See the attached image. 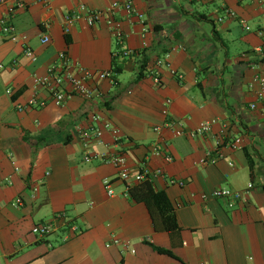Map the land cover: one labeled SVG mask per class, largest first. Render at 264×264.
<instances>
[{
  "label": "crops",
  "instance_id": "1",
  "mask_svg": "<svg viewBox=\"0 0 264 264\" xmlns=\"http://www.w3.org/2000/svg\"><path fill=\"white\" fill-rule=\"evenodd\" d=\"M17 1L0 0V19L18 34L9 39L0 27V264H264L263 103L250 108L257 101L253 80L264 70V0H135L141 19L115 10L128 33L120 44L107 14L94 26L80 20L65 32L67 13L81 5L107 10L119 0H22L23 7ZM226 9L236 15L220 21ZM241 20L255 24L254 30ZM237 28L245 31L239 38ZM44 35L48 43L41 41ZM237 43L240 51L232 57ZM26 47L36 59L26 56ZM121 47L135 54L114 58ZM61 52L74 72L78 66L111 70L115 59L123 71L90 82L97 89L92 98L74 94L62 105L19 110L36 93L49 100L33 77L60 66ZM142 60L145 75L136 80ZM169 119L186 130L217 122L192 138L154 129ZM106 123L121 130L120 140ZM77 126L103 129V143H94L93 152L125 154L134 170H163L153 184L167 193L181 231L157 230L146 204L124 195L114 165L98 157L85 161ZM236 138L242 146L233 150L229 142ZM219 153L223 157L210 163ZM105 178L113 181V196ZM249 184L254 188L247 200L233 208L224 199L202 198L217 187L245 190ZM18 197L21 206L12 204ZM47 222L55 225L49 235L32 232Z\"/></svg>",
  "mask_w": 264,
  "mask_h": 264
},
{
  "label": "built area",
  "instance_id": "2",
  "mask_svg": "<svg viewBox=\"0 0 264 264\" xmlns=\"http://www.w3.org/2000/svg\"><path fill=\"white\" fill-rule=\"evenodd\" d=\"M5 2L7 0H1ZM51 0H42L45 4H49ZM18 6L23 7L25 5L24 1L18 0ZM118 7H122L126 12L127 16L131 18L136 16L142 18V13L139 12L135 5V0H119L107 10H92L88 9L85 5H81L76 11H71L65 15V32L69 33L72 26L75 22L84 20L89 26H94L98 23L105 14L108 15L106 20L108 27L111 29L113 35L118 40V43H122L124 39L128 36V33L124 30L121 20H117L115 15V10ZM236 14L232 9L225 10V16L220 17L219 20L223 21L225 17L231 16L234 17ZM241 23L245 29H250V26L247 25L245 20H241ZM0 27L2 32L12 40H18V34L16 32L15 26L5 18L0 19ZM260 35H264V31H259ZM25 38V37H23ZM43 43H48L50 41L49 35H44L41 39ZM259 51H264L263 46L260 47ZM25 54L31 59H36L34 51L30 47L25 48ZM135 54L134 50L128 48H117L113 52L114 58H125L130 57ZM60 66H52L49 69V72L46 75H36L33 77V82L36 87L40 89H45L49 92V100L44 98H39L37 93L26 103L18 105L19 110H24L26 108H43L49 103H54L56 105H62L65 101L74 94L81 95L85 98H92L96 93L97 89L94 88L90 82H100L101 80L114 78V72L111 70H97L91 69L83 66H78L76 72L71 71L72 63L70 57L66 52L59 53ZM163 60H158V65H163ZM1 67V66H0ZM176 73L175 71H173ZM156 82L159 83V77H156ZM257 85L256 89V102L250 104V108L255 110L258 108V102L263 103L262 113L264 115V70L261 74L255 76L252 86ZM8 93H11V90H8ZM94 120H98L99 116L94 115ZM217 122L216 119L206 120L201 122L195 129L186 130L182 127L181 122L175 119L166 120L163 125L155 126V130L160 133L163 128L169 130L176 137H197L203 136L210 132L212 126ZM105 128H108L114 135L116 141L121 139V130L111 125L110 123L104 124ZM76 133L84 141V146L87 148V153L84 157L85 161L91 162L95 158H100L105 163H110L115 166L117 170V177L120 181L125 183L124 195L128 196L131 185L134 183H141L144 181L153 182L154 179L158 177H164L162 169H150L149 167H143L139 170H134L129 166L128 159L125 154L120 153H96L91 150V147L94 143L102 144L103 143V129L100 127H88L83 128L81 126L76 127ZM230 148L233 150L240 149L242 146V140L240 138L233 139L229 142ZM154 151L158 152L159 149L157 146L154 147ZM223 157V154L219 153L212 155L210 158V163H215L219 158ZM166 159L172 161L173 157L167 155ZM233 165V163H231ZM172 183H178L181 186L185 185V181L171 179ZM104 186L107 190L109 196L115 194L113 188V181L110 178H105ZM254 188L253 184H249L245 190L233 189L230 187H217L213 189L210 193H204L202 195L203 199L215 198V199H224L229 208H233L237 202L246 201L247 193ZM15 206H21L23 200L21 197H18L12 203ZM68 228L71 231H77L78 227L74 223H69ZM55 230V225L47 222L37 224L32 228V232L38 236L44 237L49 235ZM69 236L65 237L67 240ZM114 243H120L119 239L114 240Z\"/></svg>",
  "mask_w": 264,
  "mask_h": 264
},
{
  "label": "trees",
  "instance_id": "3",
  "mask_svg": "<svg viewBox=\"0 0 264 264\" xmlns=\"http://www.w3.org/2000/svg\"><path fill=\"white\" fill-rule=\"evenodd\" d=\"M122 67V62H119V60L115 59L113 62L112 71L114 74H120L123 71ZM145 69L146 62L145 60H142L140 66H138L136 80L141 79L145 75ZM248 161L251 171H253L250 158H248ZM129 195L136 202L146 204L150 211L154 226L157 230L167 232L181 231L182 227L178 223L177 214L171 200L164 190L155 189L153 182L144 181L141 183L132 184ZM154 249L161 254H167L174 258L180 259L170 249L159 246H154Z\"/></svg>",
  "mask_w": 264,
  "mask_h": 264
},
{
  "label": "rangeland",
  "instance_id": "4",
  "mask_svg": "<svg viewBox=\"0 0 264 264\" xmlns=\"http://www.w3.org/2000/svg\"><path fill=\"white\" fill-rule=\"evenodd\" d=\"M250 25V27H251V29L252 30H254V28H255V24H253V23H251V24H249ZM244 32L245 31H243L241 28H237L236 29V32L234 33V34H236V37H240V35H242V34H244ZM233 37V36H232ZM233 39H234V37H233ZM231 48H232V51H231V56L233 57V55H234V52L235 53H237V52H239L240 51V46H239V43H237V44H233V46H231Z\"/></svg>",
  "mask_w": 264,
  "mask_h": 264
}]
</instances>
